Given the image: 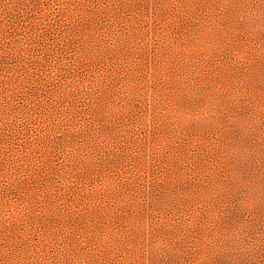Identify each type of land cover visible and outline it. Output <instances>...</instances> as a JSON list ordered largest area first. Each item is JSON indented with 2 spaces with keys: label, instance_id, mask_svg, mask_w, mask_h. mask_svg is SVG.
Wrapping results in <instances>:
<instances>
[{
  "label": "rangeland",
  "instance_id": "obj_1",
  "mask_svg": "<svg viewBox=\"0 0 264 264\" xmlns=\"http://www.w3.org/2000/svg\"><path fill=\"white\" fill-rule=\"evenodd\" d=\"M0 264H264V0H0Z\"/></svg>",
  "mask_w": 264,
  "mask_h": 264
}]
</instances>
